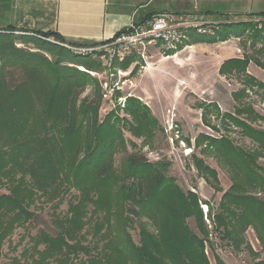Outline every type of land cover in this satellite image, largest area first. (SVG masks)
Returning a JSON list of instances; mask_svg holds the SVG:
<instances>
[{"label": "trees", "instance_id": "1", "mask_svg": "<svg viewBox=\"0 0 264 264\" xmlns=\"http://www.w3.org/2000/svg\"><path fill=\"white\" fill-rule=\"evenodd\" d=\"M260 15L264 19V13ZM247 27L253 28L252 47L261 44L257 52L264 55V22L225 25L219 39ZM19 32L29 33L0 27V189L8 192L0 193V264L13 233L35 218L31 208L37 202L56 208L67 202L68 210L54 215V234L41 231L31 236L9 264H211L206 246L213 250V233L240 251L249 229L264 250V168L259 164L264 130L253 126L264 116L243 103L247 88L234 94L240 107L226 118L256 150L240 148L227 137L202 135L198 142L199 146L208 143L204 151L214 153L232 179L216 214L206 204L210 229L198 194L184 192L167 175L168 163H151L130 152L129 146L136 144L126 138V131L146 140L154 136L158 126L150 108L138 98H128L125 108L100 119L104 89L88 72L101 70L102 64L62 45L97 44H73L58 33L35 32L54 38L57 45L27 34L18 37ZM200 37L198 41L206 38ZM17 41L32 42L35 48L18 47ZM256 59L264 69V60ZM251 61L249 56L227 60L219 73L243 77L264 101V83L248 74ZM131 63L127 60L120 67L128 69ZM88 87L91 92L82 98ZM208 106L218 110L216 104ZM120 109L133 118V125L121 124L116 114ZM118 155L122 158L117 164ZM197 168L221 192L217 171L201 160ZM190 219L195 220L198 234L190 228ZM215 259L216 264H226L217 254Z\"/></svg>", "mask_w": 264, "mask_h": 264}, {"label": "rangeland", "instance_id": "2", "mask_svg": "<svg viewBox=\"0 0 264 264\" xmlns=\"http://www.w3.org/2000/svg\"><path fill=\"white\" fill-rule=\"evenodd\" d=\"M158 3H161V0H158ZM183 3V8H180L182 7L180 5L177 6L175 2L164 8L171 12L183 9V12L177 14L210 15L214 20L224 22L221 32L225 29H223L225 25L241 23L243 26L251 23L259 25L264 22L263 16L260 15L264 13V0H183ZM7 14L8 12L5 13L0 5L1 28L8 26L5 21ZM251 29L253 28L247 27L234 31L235 33L231 36L224 37V35L225 40L219 39L217 34L198 41L201 37L190 32L193 42H189V45L195 47L180 53L177 58L179 63L171 59L167 61L168 63L159 64L166 56L156 52L148 65L142 62L141 65L136 66L137 72L136 67L132 66L133 63L128 69L107 68L95 59L102 64V69L97 71L99 73L97 77H92L97 78L103 87L106 83L114 86L115 90L119 88L120 91H116V96L117 94H120L119 96L135 94L134 96L150 108L152 116L157 120L155 126L158 127L154 130V136L148 140L125 132L126 138L136 144V148L129 146L130 152L145 156L151 163H168L167 175L175 178L184 192L192 191L198 194L204 218L210 229H212V222L209 217V208L210 210L212 208L213 215L218 212L223 194L232 186V179L224 163L217 159L214 153L204 151L208 143L198 145L200 136L215 139L227 137L240 148L248 151L256 150V145L243 137L239 129L226 118L227 114L234 115L236 108L240 107L239 101L233 97L234 94L245 88L248 95L244 98L245 106H251L259 115L264 116V101L255 92L256 90L251 91L245 85L243 77L238 75L224 77L219 73L221 65L226 60L249 56L252 61L248 67V74L264 83V69L258 67L255 61L256 58L264 60V55H258L257 52L261 44L257 45V49L252 47V41L249 38ZM229 33H232L231 30ZM16 34L21 37L28 33ZM30 37L58 45L54 38L32 34ZM17 46L32 50L35 48L32 42L22 44L17 41ZM118 70L126 75H119ZM90 92L91 88L88 87L82 98ZM210 104H216L218 110L209 107ZM117 108L105 101L100 111V119L105 120L108 114ZM116 114L121 118L122 125H133V118L127 112L120 109ZM253 126L264 130V121L258 120ZM121 158V155L117 156V164ZM200 160L217 171L221 192L199 173L197 163ZM259 164L264 168V156L259 159ZM0 193L8 192L5 188H1ZM261 197L264 200V194ZM31 210L35 212V218L25 227L18 228L7 241L1 264H9L10 258L20 255L28 246L31 236H36L41 231L54 234L53 217L56 214L64 215L68 205L65 202L56 208L52 204L37 202ZM188 224L192 231L198 234L195 220L190 219ZM132 235L134 240L138 241L137 232ZM88 240H91L90 236ZM210 240L214 247L212 250V247L207 245L206 252L211 264H216L215 254L219 255L226 264H256L264 260V250L253 229L246 232V243L240 251H234L226 243L223 244L217 233H213Z\"/></svg>", "mask_w": 264, "mask_h": 264}, {"label": "crops", "instance_id": "3", "mask_svg": "<svg viewBox=\"0 0 264 264\" xmlns=\"http://www.w3.org/2000/svg\"><path fill=\"white\" fill-rule=\"evenodd\" d=\"M157 2L158 0H0V5L5 13L8 12L5 18L7 25L29 32L27 35H35L39 31L50 32L58 33L73 44H99L113 39L132 22L140 23L159 13L183 12V9L171 12L164 8L174 2L183 8V0ZM189 42H193V38L190 37L188 42L171 52L169 57H163L164 60L159 64L171 59L179 63V54L195 47L189 45Z\"/></svg>", "mask_w": 264, "mask_h": 264}, {"label": "built area", "instance_id": "4", "mask_svg": "<svg viewBox=\"0 0 264 264\" xmlns=\"http://www.w3.org/2000/svg\"><path fill=\"white\" fill-rule=\"evenodd\" d=\"M222 23L224 22L204 14L159 13L140 23L132 22L113 39L94 46L62 45L75 55L99 60L107 68L120 67L130 59L132 66L136 67L142 62L148 65L154 52L169 57L171 52L190 40V32L204 37L216 36ZM79 69L86 72L84 68ZM117 72L119 75H126L121 70ZM88 73L94 77L99 75L94 71ZM104 84V100L110 102L114 108H125L128 98H137L135 94H128L116 99V91L120 89L115 90L114 86Z\"/></svg>", "mask_w": 264, "mask_h": 264}]
</instances>
